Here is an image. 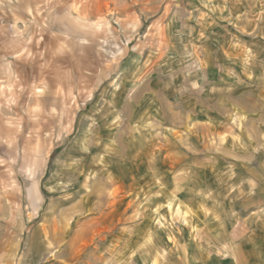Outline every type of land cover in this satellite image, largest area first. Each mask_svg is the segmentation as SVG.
<instances>
[{
	"label": "rangeland",
	"instance_id": "obj_1",
	"mask_svg": "<svg viewBox=\"0 0 264 264\" xmlns=\"http://www.w3.org/2000/svg\"><path fill=\"white\" fill-rule=\"evenodd\" d=\"M0 264H264V0H0Z\"/></svg>",
	"mask_w": 264,
	"mask_h": 264
}]
</instances>
